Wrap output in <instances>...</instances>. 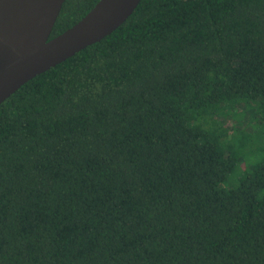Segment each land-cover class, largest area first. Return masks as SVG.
<instances>
[{
  "label": "trees",
  "instance_id": "trees-1",
  "mask_svg": "<svg viewBox=\"0 0 264 264\" xmlns=\"http://www.w3.org/2000/svg\"><path fill=\"white\" fill-rule=\"evenodd\" d=\"M0 264H264V0H140L1 102Z\"/></svg>",
  "mask_w": 264,
  "mask_h": 264
},
{
  "label": "water",
  "instance_id": "water-1",
  "mask_svg": "<svg viewBox=\"0 0 264 264\" xmlns=\"http://www.w3.org/2000/svg\"><path fill=\"white\" fill-rule=\"evenodd\" d=\"M64 0H0V103L20 86L121 26L140 0H99L49 39Z\"/></svg>",
  "mask_w": 264,
  "mask_h": 264
}]
</instances>
